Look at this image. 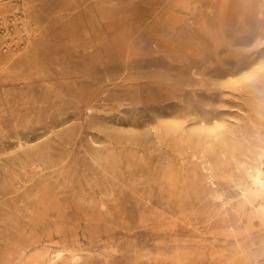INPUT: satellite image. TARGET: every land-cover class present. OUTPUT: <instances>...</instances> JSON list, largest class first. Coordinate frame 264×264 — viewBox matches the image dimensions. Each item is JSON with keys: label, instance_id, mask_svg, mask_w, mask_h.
I'll list each match as a JSON object with an SVG mask.
<instances>
[{"label": "rangeland", "instance_id": "obj_1", "mask_svg": "<svg viewBox=\"0 0 264 264\" xmlns=\"http://www.w3.org/2000/svg\"><path fill=\"white\" fill-rule=\"evenodd\" d=\"M0 264H264V0H0Z\"/></svg>", "mask_w": 264, "mask_h": 264}, {"label": "bare ground", "instance_id": "obj_2", "mask_svg": "<svg viewBox=\"0 0 264 264\" xmlns=\"http://www.w3.org/2000/svg\"><path fill=\"white\" fill-rule=\"evenodd\" d=\"M19 139H20V137H19ZM259 176L261 178H263V174L261 171L259 172ZM35 195L37 198V202L39 203V207L33 211V219L35 221L43 220V219H46L47 217H49L51 210H54V211L56 210L59 214H63L64 209H63L62 204H61V199L58 198L57 193L55 191L53 192V196H51L50 194H48L44 191H41V190L39 193H37ZM50 196H51V198H50ZM212 255L215 256L216 252L213 251Z\"/></svg>", "mask_w": 264, "mask_h": 264}]
</instances>
